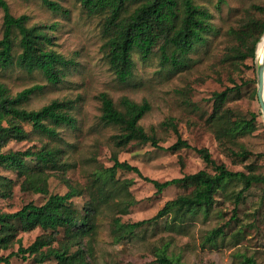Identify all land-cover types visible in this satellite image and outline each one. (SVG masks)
<instances>
[{
    "label": "rangeland",
    "instance_id": "obj_1",
    "mask_svg": "<svg viewBox=\"0 0 264 264\" xmlns=\"http://www.w3.org/2000/svg\"><path fill=\"white\" fill-rule=\"evenodd\" d=\"M4 1L11 15L26 16L27 26L41 27L51 37L47 48L72 60L74 66L54 85L39 71L29 73L16 65L5 69L0 66V91L13 98L33 88L29 99L21 105L27 111L39 110L54 100L67 102L72 106L69 114L74 118L75 127L60 125L55 127V136H47L33 131L28 123L21 124L26 139H11L0 152H34L45 147L54 153L56 164L49 167L32 164L30 173H41L44 177L45 194L22 190L24 177L0 168V176L8 180V194L0 195V213H14L30 202L42 205L49 195H63L74 187L82 194L72 199L77 208L89 201L97 206L93 230L80 244L90 264H158L159 253L181 264H249L247 261L264 264L262 184L252 185L243 195L233 220V197L241 189L239 183H231L224 191L217 192L207 215L198 213L179 231L170 229V220L162 218L116 241L121 231L114 230V220L120 224L148 220L167 201L189 193L192 187H169L156 194L153 185L135 173L117 171L116 187L103 200L95 181L96 174L112 166L114 155L119 162L136 167L143 177L158 182L201 170L213 173V168L206 166L192 149L166 150L178 136L192 148H206L217 164H224L231 171L264 174V116L257 99L255 55L252 59L243 57L259 37V28L254 24L264 23V0H223L221 3L193 0L210 14L203 41L180 57V63L174 66L161 63L160 43L144 60L133 53L132 76L125 82L116 77L109 65L108 35L104 31L107 11L89 14L79 0H53L61 5L60 12L51 11L40 0ZM135 5L130 4L127 12ZM2 23L0 8V39ZM261 37L255 43V54ZM13 38L16 56L20 51L16 32ZM225 88L232 91L227 94L220 114L229 122L249 121L253 115L254 121L243 136L221 135L218 141L217 134L230 123L226 118L208 121L213 111L211 96ZM101 94L107 95L117 108L122 98L136 103L145 101L149 109L139 125L147 134L155 136L160 148L135 141L118 147L114 136L121 132L120 128L105 125L100 119ZM241 152L244 156L238 155ZM124 181L131 183L123 186ZM129 201L133 205L122 214L121 207ZM219 227L223 228V234L209 241L211 231ZM43 235L39 228L19 230L0 254H15L19 247L25 249ZM64 242L65 237L60 234L50 247L56 249ZM76 248L72 247L70 252ZM38 258L39 253L24 257L13 255L9 264H37ZM47 261L55 263L52 259Z\"/></svg>",
    "mask_w": 264,
    "mask_h": 264
},
{
    "label": "trees",
    "instance_id": "obj_2",
    "mask_svg": "<svg viewBox=\"0 0 264 264\" xmlns=\"http://www.w3.org/2000/svg\"><path fill=\"white\" fill-rule=\"evenodd\" d=\"M41 3L53 12L62 11L61 5L53 0H40ZM223 0H218L221 3ZM81 6L89 13L107 11L104 31L108 35L106 42L109 65L116 77L125 82L132 76V54L137 53L144 60L158 47L161 63L177 65L179 58L189 53L196 44L203 41V34L208 31L210 14L195 5L193 0H79ZM136 3L131 12H127L130 4ZM0 8L3 11L2 38L0 39V66L5 68L16 65L31 73L39 71L49 84L59 83L66 72L74 66L72 60L65 59L60 54L47 48L51 44V37L43 32L41 27L27 26V17H14L9 12L7 3L0 0ZM259 28V37L264 32V23L254 24ZM14 32L18 35L19 53L13 54ZM258 37V38H259ZM254 41L247 54L243 57H254ZM247 84V83H246ZM233 89V88H232ZM33 88L25 89L15 97L9 98L0 91V149L9 140H24L27 135L21 128V124L28 123L32 130L47 136H55V127L67 125L75 127L74 118L69 114L71 105L67 102L52 101L36 111H27L21 108L32 94ZM232 91L225 88L223 91L211 96L213 111L209 122H219L227 117L220 114L227 94ZM101 116L105 125L120 128V133L114 136L116 145L124 146L135 141L149 143L159 149L155 136L147 134L139 125V121L148 111V104L143 101L136 103L126 98L120 100V108L115 107L112 100L105 94L100 95ZM225 113V112H224ZM217 134V140L222 136L234 138L243 136L254 121V115L249 121L240 119L229 122ZM52 125V126H51ZM173 130L177 133L176 128ZM179 149H192L202 159L206 166L213 168V173L205 170L195 174L185 175L164 182L150 180L142 176L140 171L126 162H119L116 156L112 158L113 164L96 174L95 181L98 183V192L103 200H107L110 191L115 189L117 171L135 173L153 185L156 194L169 187H192L187 194H181L167 201L157 213L148 220H141L130 224H120L114 220V230L121 231L115 240H121L125 234L133 232L144 225L157 222L162 218L170 220L169 228L179 231L186 222L194 219L198 213L207 215L214 203V197L219 191H224L231 183L241 184V189L233 197L232 220L235 219L237 206L243 195L252 185L262 184L264 188V174H254L239 171H231L224 164H217L206 148H192L185 140L177 137L175 143L168 147L167 151ZM244 153L241 152L238 155ZM30 158V159H29ZM29 159V164L26 161ZM36 167H49L56 164L54 153L47 148L38 151L6 153L0 152V168L15 172L18 177H24L21 189L36 193H46L44 177L42 174H32V164ZM131 181H124L127 186ZM0 195L8 194V180L0 176ZM264 191V189H263ZM106 192V194L104 193ZM81 191L70 188L63 195L52 194L42 205L32 202L24 205L14 213H0V250L6 249L7 242L19 231L27 232L39 228L44 235L38 237L27 248L19 247L15 254L2 256L0 264H9L10 258L15 256L24 257L25 254L39 253L37 264L47 263L49 259L54 264H90L85 250L80 246L81 239L92 232L94 220L97 215V206L92 201L85 203L81 208L73 203L72 199L80 197ZM133 202H124L121 213L126 214ZM63 234L65 242L58 248H51L50 244ZM223 234V228L219 227L211 231L209 241ZM72 247H77L70 252ZM42 249H45L42 251ZM158 264H181L169 258L165 253L156 255ZM249 264L253 262L247 261Z\"/></svg>",
    "mask_w": 264,
    "mask_h": 264
},
{
    "label": "water",
    "instance_id": "obj_3",
    "mask_svg": "<svg viewBox=\"0 0 264 264\" xmlns=\"http://www.w3.org/2000/svg\"><path fill=\"white\" fill-rule=\"evenodd\" d=\"M260 40H262V43H263L262 60L259 66L257 67L255 66V75H256V83H257V99L260 104L261 113L264 116V105L261 100V95H262V90H263V85H264V32Z\"/></svg>",
    "mask_w": 264,
    "mask_h": 264
},
{
    "label": "bare ground",
    "instance_id": "obj_4",
    "mask_svg": "<svg viewBox=\"0 0 264 264\" xmlns=\"http://www.w3.org/2000/svg\"><path fill=\"white\" fill-rule=\"evenodd\" d=\"M262 46H263V43H262V40L259 41V44H258V48L256 50V54H255V66H259L261 64V60H262ZM261 100H262V103L264 105V85H263V90H262V95H261ZM260 106V104H259Z\"/></svg>",
    "mask_w": 264,
    "mask_h": 264
}]
</instances>
